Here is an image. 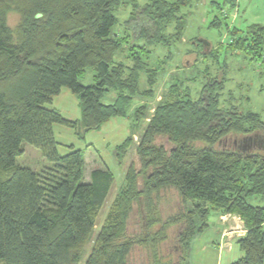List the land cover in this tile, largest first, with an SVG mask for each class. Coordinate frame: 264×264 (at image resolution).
Segmentation results:
<instances>
[{
	"label": "trees",
	"instance_id": "1",
	"mask_svg": "<svg viewBox=\"0 0 264 264\" xmlns=\"http://www.w3.org/2000/svg\"><path fill=\"white\" fill-rule=\"evenodd\" d=\"M194 1L199 0H0V264L82 261L116 177L108 168L96 169L85 182L84 152L71 146L62 155L54 127L82 137L127 117L135 98L153 99L159 72L151 66L150 49L183 39V10ZM121 7H132L129 48L123 47L127 37L113 32ZM12 14L18 17L13 27ZM221 26L218 17L210 25ZM231 35L229 53L263 58V27L234 29ZM88 70L95 75L85 86L80 78ZM224 76L209 79L197 100L177 83L170 85L137 145L139 168L136 161L128 167L85 264H129L137 246L147 251L149 264H189L192 243L209 228L212 214L235 215L244 223L246 235L238 240L244 256L234 264H264V150L224 145L233 137L240 144L264 137V119L223 106ZM62 89L79 99L80 121L48 108ZM110 93L116 98L107 104ZM148 116L147 104L133 112L136 123ZM161 138L171 150L157 143ZM133 143L132 135L117 146L116 158L125 159ZM24 144L39 149L52 166L41 173L17 166ZM169 191L178 194L182 209L165 219L160 201ZM141 201L150 231L130 237L128 221ZM174 227H180L177 252L165 255Z\"/></svg>",
	"mask_w": 264,
	"mask_h": 264
},
{
	"label": "rangeland",
	"instance_id": "2",
	"mask_svg": "<svg viewBox=\"0 0 264 264\" xmlns=\"http://www.w3.org/2000/svg\"><path fill=\"white\" fill-rule=\"evenodd\" d=\"M140 1L141 3H144L146 0ZM232 1L235 2V0H199L194 1L190 5V8L183 10V13H186L188 20L185 35L180 42H172V46L170 48L157 45L150 49L151 66L158 68L159 80L155 88L154 98L139 99L140 101L137 102L135 108L145 105L143 102H149L152 106L154 104L157 105V103L161 101L162 97L167 94L170 85H174L176 83L178 87L180 86V91H191L192 98L197 100L199 97H202V95H200L201 91H204L202 89L208 83L209 79H215L217 77L220 78L225 75V91L221 92L224 100L223 106L229 109L231 107H235L237 111L240 112H256L264 119V45L263 58L256 57L254 59L245 51H237L235 53H229L227 51L228 45L232 40L231 32L234 29L246 31L247 28L252 25H261L264 27V0H238L237 7H233ZM131 13L132 7H121L117 13L118 23L113 30L114 34L118 37H127V44L123 45L124 48L131 47L133 43L132 38L130 37L131 32L128 31L127 28V21L130 19ZM215 17H218L221 20L222 26L220 29L210 27ZM17 19V16L13 14L10 15L8 20L9 24L12 27L15 26ZM203 49L206 50L204 51ZM136 51L141 52L142 57L146 56V52L141 51L139 48H133L131 50V52ZM207 55L210 59H208ZM123 59L124 57H122V60ZM94 75L95 73L93 71L88 70L85 76L80 78V82L85 86L91 85L93 84ZM144 83V77L142 76L140 81L141 89L146 87V83ZM72 97L76 96L74 95ZM72 97L67 100L69 105L67 103L66 104L70 106V112L72 111L73 113H76V110L71 109L74 105L72 102L74 98ZM79 112L81 115V109ZM152 113L153 112L151 110L149 115L151 116ZM149 120L150 119L147 118L138 124L132 120L133 124L136 123L133 128V131H135V135L133 136L134 143L127 156H125V158H127L125 160L126 164L124 161H122L121 164L118 162L120 172H125V168L127 170L129 163H133L134 161H136V165L139 168L136 149ZM62 128L64 129V135H61L60 139L64 142H73V140L77 141V137L74 133H70V135H68L65 132V129L67 130V128ZM108 129V127L105 128V130ZM96 133V131H93L91 134L81 139L78 143V147L84 150H89L86 153V157L92 155L93 159H95L97 163L102 162L103 164L101 152H96V146L97 149H100L101 146L106 143L104 140L108 138L109 134L107 135V133L103 132V130L100 134ZM254 139L255 140L251 142L250 147L246 149L244 148V143L240 144V141L235 139V137L230 138L224 145L225 147H239L244 152H262L264 150V137L259 135ZM241 141L243 142V139H241ZM157 143L163 144L167 150H171L172 148V145L169 144L165 138L159 139ZM23 148L24 153L16 159L17 166L29 168L35 173H41L46 167L52 166L39 149L29 144H24ZM108 153L110 155L114 154V151L112 152V148L108 150ZM114 159L115 156H112V158L108 157L107 161L111 167L109 165L108 166L115 171L116 167H112L114 165ZM118 164L116 162L117 168ZM90 172V169H87L85 178L87 181L90 179ZM116 172L117 179L114 187L112 188L108 201L99 216L98 223L93 234V239L86 246L84 257L79 264L86 263L93 247V240L104 222L119 188L123 184V176L125 173H118V169ZM141 202L142 206H139V204L134 205L133 212L128 221V235L130 237H136L143 233L147 234L150 231L148 229L146 217H144L141 212L144 206L143 201ZM160 202V211L165 219L178 213V211L182 209L181 199L175 191L165 193L161 197ZM251 203L258 204V202L253 199L251 200ZM214 217V214H212L210 218L211 223L214 221ZM179 230L180 227H174L168 230V234L172 240L163 249L165 255L169 254L171 252L170 250L174 251V253L177 252L175 237L179 233ZM192 249L193 246L188 257L189 264H194ZM177 256L178 255H175L173 258L175 262L178 260ZM129 264H149L147 251L144 248L137 246L129 257Z\"/></svg>",
	"mask_w": 264,
	"mask_h": 264
},
{
	"label": "crops",
	"instance_id": "3",
	"mask_svg": "<svg viewBox=\"0 0 264 264\" xmlns=\"http://www.w3.org/2000/svg\"><path fill=\"white\" fill-rule=\"evenodd\" d=\"M238 0H235V2L232 1L233 7H237ZM261 26V25H259ZM263 27V26H261ZM264 28V27H263ZM144 77V82L146 83V78ZM144 83V84H145ZM145 87V85H144ZM147 88V83L146 87ZM144 88V89H145ZM74 94L68 89H62L61 93L59 96L55 97L52 104L48 106L49 109H54L57 110L66 120L71 121V122H78L81 120L82 117V112L80 115L79 110L81 109L80 107V102L79 99L76 97H72ZM74 98L72 100L73 106L72 110H76V113H73L72 111L70 112L68 106L69 104L67 103V100L70 98ZM116 98L115 93H110L105 100V103L110 104L114 101ZM139 99L142 98H135L132 102V105L128 111V115L125 118H113L111 119L108 123L104 124V126L99 130L96 131V134H100L103 130V132L109 134L108 138L104 140L106 142L104 145L101 146L100 149H97L96 146V152L98 151L99 153L101 152V158L103 161L100 163H97L95 159H93L92 155H89L86 157V153L89 150H84L80 147H78V143L81 139L85 138L88 136L90 133L84 134L82 137H79L75 130L71 128L65 129L66 134L70 135V133H74V135L77 137V141L73 140V142H64L62 139H60L61 135H64V129L60 125H56L54 127V132L56 136V140L59 143V151L62 155H65L69 152V147H74L76 150H81L84 152L85 155V174H84V180L85 182H89L90 179L87 181L86 178V172L87 169H90V171H94L96 169H105L108 168L110 169L113 174L115 175L117 179V172L116 170L118 169L120 172V166L118 162L121 164L122 161L125 162L126 164V159L123 160H118L115 156V152L113 155H110L108 153V150L112 148V152L115 150V148L119 145H121L123 142H125L130 136H134L133 128L135 124H133L134 117H133V112L136 109L135 106L137 105V102L140 101ZM68 105H67V104ZM147 105H149V112L152 110L151 116L152 117L155 111L156 104L153 106L149 104V102H143ZM66 104V105H65ZM76 105V108H75ZM133 124V125H132ZM138 124V123H137ZM109 128L108 130H105V128ZM112 128V129H110ZM72 131H70V130ZM72 139V137H71ZM108 142V143H107ZM70 143V144H67ZM93 147H95L93 144H91ZM112 156H115L114 165L112 167H116L115 171L110 168V164L107 161V158ZM114 158V157H113ZM116 162L118 164V168L116 166ZM131 163H129L128 167L130 166ZM104 165V166H103ZM110 167H109V166ZM123 167V166H122ZM127 167V169H128ZM92 169V170H91ZM91 172L89 174V178L91 175ZM127 170L125 168V172L123 171L122 173L126 174ZM125 174L123 178L125 177ZM214 221L211 223L209 222V228L206 229L202 234H200L192 244L193 249H192V255H193V262L194 264H234L241 258H243L244 254L240 250L238 240L246 235V228L244 226V223L242 220L235 216V215H217L214 214ZM211 220V219H210Z\"/></svg>",
	"mask_w": 264,
	"mask_h": 264
},
{
	"label": "water",
	"instance_id": "4",
	"mask_svg": "<svg viewBox=\"0 0 264 264\" xmlns=\"http://www.w3.org/2000/svg\"><path fill=\"white\" fill-rule=\"evenodd\" d=\"M254 138H257V136H254V137H248V138H245L244 140H243V142L242 143H244V145H245V149L246 148H248V147H250V144H251V142H253L255 139Z\"/></svg>",
	"mask_w": 264,
	"mask_h": 264
}]
</instances>
